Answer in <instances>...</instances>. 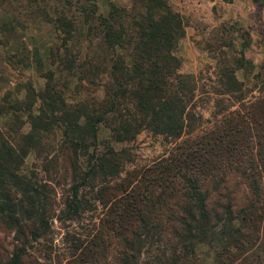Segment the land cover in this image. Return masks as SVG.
Segmentation results:
<instances>
[{
    "label": "trees",
    "instance_id": "1",
    "mask_svg": "<svg viewBox=\"0 0 264 264\" xmlns=\"http://www.w3.org/2000/svg\"><path fill=\"white\" fill-rule=\"evenodd\" d=\"M48 1L0 0V8L22 6L48 24L57 42L46 64L67 83L86 76L102 95L67 101L35 49L42 88L27 80L15 95H0V264H198V243L216 264H264V89L244 103L250 88L234 74L248 63L244 52L232 57L237 66L218 67L212 92L232 100L218 102L207 121L194 113L197 79L178 71L173 48L184 23L167 0H130L129 8ZM19 22L1 20L0 33ZM83 36L103 54L81 56L75 42ZM17 62L27 67L30 59ZM100 128L108 135L100 138ZM141 128L183 141L129 170L130 148L112 142ZM30 153L43 177L22 169ZM237 185L245 189L239 202Z\"/></svg>",
    "mask_w": 264,
    "mask_h": 264
},
{
    "label": "rangeland",
    "instance_id": "2",
    "mask_svg": "<svg viewBox=\"0 0 264 264\" xmlns=\"http://www.w3.org/2000/svg\"><path fill=\"white\" fill-rule=\"evenodd\" d=\"M110 1L126 8L130 6V0ZM48 2L52 4L51 0ZM167 4L180 15L184 23L183 35L177 40L173 53L180 60L178 71L191 73L197 79V89L193 100L196 104L194 113L211 121L210 114L216 109L218 102L226 103L227 100H232L228 93L214 95L212 87L219 85V66L225 63H233L237 66L232 57L237 56L239 51L244 52V58L248 63L236 68L234 74L245 83L247 88H250L242 99L244 103L256 100L264 89V68L260 67L264 65V0H167ZM102 6L103 0L100 2V8ZM12 17H16L24 27L15 24L13 31L0 33V95L6 90H11L15 95L16 85L27 80L31 81L36 88H42L44 80L37 75L31 60V52L34 49L44 62V70L51 69L54 74L56 73L53 65L49 67L46 64L48 45L57 42L56 33L43 20L30 15L22 6H9L8 8L4 4L0 8V21ZM4 40L6 42H3ZM87 40L88 37L83 36L82 40L75 42L79 44L81 56L85 57L88 52L91 53L90 55L103 54V46L99 47L96 39L91 42ZM19 56H26L30 59V64L23 67L22 63L17 62ZM8 57H11V61L15 64L14 67L8 63ZM77 74L78 72L70 75L68 83L65 82L64 76L58 77L55 74L51 82H56V88L63 92L67 101H75L88 95L101 97L102 87L100 85L88 84L86 76L85 79L82 78L80 85L77 82ZM261 79L263 81L259 82ZM100 80L104 82V76ZM60 84H63V87H60ZM234 103L230 106L231 109L237 105ZM4 118L0 116V124ZM205 120L202 121L201 127H210ZM100 129V138L108 135L107 130ZM182 141L181 138L170 142L169 138L165 139L161 134H154L148 129L141 128L130 141H114L112 145L130 148L134 156L132 163L126 167L130 170L132 167L149 165L160 155L176 151V145ZM38 163V159L34 158L33 154H27L23 160L22 169L25 171L36 169L35 171L43 177L44 172L38 167ZM62 174L61 171L58 173L59 176ZM232 177L233 175L230 180L238 178L237 176ZM56 179L59 180L58 177ZM244 194L245 189L237 185L235 197L238 202L243 199ZM60 233L62 230L56 229L54 236L56 242ZM195 248L197 257L199 256L198 264H216L207 245L198 243ZM109 253H111V248H108ZM97 261L102 262V259ZM92 264H95V261Z\"/></svg>",
    "mask_w": 264,
    "mask_h": 264
}]
</instances>
